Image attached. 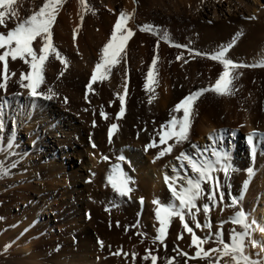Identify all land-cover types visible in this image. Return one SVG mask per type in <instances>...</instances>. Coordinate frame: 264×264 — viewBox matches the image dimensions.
Wrapping results in <instances>:
<instances>
[{
	"label": "bare ground",
	"instance_id": "bare-ground-1",
	"mask_svg": "<svg viewBox=\"0 0 264 264\" xmlns=\"http://www.w3.org/2000/svg\"><path fill=\"white\" fill-rule=\"evenodd\" d=\"M45 2L46 0H14L11 10L5 17V25L0 26V33L6 34L15 27L16 23L28 18L34 12H38L37 3L44 5ZM162 3L165 14H158L151 7L147 13L154 20L153 22L163 25L170 32L181 28V24L186 22L189 16H196V20L203 23L200 28L205 31L202 38L205 44L223 40L226 35L236 32L243 26L248 35L232 51L234 56L246 55L251 51L259 50L261 52L264 48V38L258 27L264 28V0H172L168 4L162 0ZM103 4L104 8L98 9L97 18L85 16V10L80 0H72L66 6L59 7V20L52 27L53 43L67 58L68 67L65 69L59 61L50 57L45 65V84L40 89L46 92L48 88H52L57 93L55 98L32 100L26 89L21 92L14 90L0 94V113H2L0 119L3 120V128L0 129V169L8 172L6 175H0V203L3 204L1 212L4 218L2 222L0 220V264H96L95 260H99L98 258L102 255L98 251L100 249L98 241L95 240L93 243L89 237L85 239L82 237V235L88 236L91 229H97L94 225L96 224L95 218L92 221L89 220V212L92 208H97H95L93 200L101 198V194H90V188L85 181L90 177L88 157L91 154L90 146L95 140L92 134L93 121H95L97 130L104 133L108 121L100 115L103 112L102 108L109 109L113 104L114 110L117 111L120 102L118 99L112 102L111 89L104 86L105 82L93 86L94 90L98 91L94 98L93 93L86 95V85L96 63L100 61L102 49L109 41L113 26L121 11L131 15L128 27L132 29L134 35L130 38L131 43L127 47L133 54L132 69L134 72L131 71L133 79L136 80L139 73L144 72L147 75L148 71L152 70L155 73L153 87L157 95L161 92L159 88L162 86L174 87L183 84V81L178 80V65L175 62L170 71L165 70L167 59L165 60L166 47L164 45L167 44L161 43L159 48L151 49L149 32L140 29L138 21L140 13L145 10V7L139 6L137 0H103ZM237 12L243 14L245 19H239L240 16H237ZM252 14H258L257 29L252 27V18H254ZM81 15H83V22L80 19ZM193 19L189 24L194 22ZM205 22H208V25ZM141 25L148 26L150 22L143 20ZM74 33L75 39H73ZM164 33L163 29L158 30L155 35L156 40L161 42L164 39ZM140 39L142 42H139ZM40 43L41 39L37 37L33 42L34 49ZM173 49L175 50V48ZM3 51L0 49V53ZM260 54L263 55L258 60H264V51ZM154 58L157 60L155 72L152 68ZM179 64L181 63L179 62ZM250 64L254 63L250 62ZM0 67H3L2 63H0ZM61 72L63 75H60ZM19 77L20 73L17 74L15 80ZM65 98H67V103L64 102ZM168 98L164 95L157 101L156 112L163 114L166 104L169 103L167 102ZM203 119L198 126V137L189 145L182 146L174 158L166 156L165 159L153 158L149 163L142 151L136 149L130 152L132 163L136 167L137 178L140 181L142 198L146 202V217L143 221L145 225L158 223L153 200L159 199L164 204L171 202L172 197L164 181V176L167 174L174 177L176 173L173 172V167H176L181 176L184 175L185 169L180 167L177 157L181 152H194V149L191 148L192 144L201 148L207 147L209 151L205 155L210 160L215 159L212 155L214 147L220 152H226L234 174L232 178L225 180L222 171L217 173L219 182L223 186L222 190L225 192V198L220 201L217 194V204L212 207L207 218L202 211L203 204L208 202L207 195L197 201L201 211L197 214L195 222L191 216H185V221L189 225L193 224L192 228L197 236L203 238L211 233V239L202 244L203 251L208 255L204 256L202 253L201 257H196L197 248L191 245V234L183 228L180 220L175 223L172 233L166 232L163 243L157 238L159 224L153 226L156 228L155 233L151 232L152 230L146 225L147 232L153 235V240H149V238L148 240L155 248H153L155 253L148 257L151 264H153L152 256L157 257L155 264H235L231 255L223 254V245L216 242L215 234L222 230L223 240L230 243L233 229L237 232L243 231L241 226L234 225L230 220L239 207H242L245 213L249 207L251 209L249 222L252 220L257 222L256 225H253L255 231H252V239L246 238L245 253L252 259L264 260V251L251 246L249 242L256 240L264 244V232L260 231V228H264V162H261L260 165L257 163L258 157L263 155L261 148L264 147V127L256 129L254 126H250V132L240 136L236 128L222 124L210 125L207 116ZM97 130L95 129V134H97ZM256 131L259 132V136L254 137L256 153L253 157L248 144V136ZM221 135L222 140L214 145L212 138ZM249 168L253 169L252 176L248 174ZM187 174L193 175L190 169L187 170ZM66 178L70 179L72 189L64 187L59 202L54 192L59 190V187L63 188ZM183 183L182 180L178 181V184ZM228 185L231 187L229 188ZM202 187L205 193L210 191L207 183ZM35 192L38 199L25 210L22 217L18 218L14 214V208L26 205L29 202V193ZM229 192L234 196L242 197L237 208L225 207L230 203ZM73 193L81 198L77 210L82 217L73 219L75 230L80 235L81 251L76 254L74 248H69L61 254L53 255L49 261L48 253L52 252L53 248L47 251L40 247L39 235L36 234L35 228L55 227V220L60 215L59 204L69 201ZM97 211H95L96 216ZM100 219L103 222L106 220L105 223H107L106 216H102ZM196 222L201 225L210 222L211 230L208 228L197 229ZM144 232L142 231V234ZM181 234L182 238L178 239L177 237ZM102 236L106 240L107 250H111L110 247L114 246L123 249L126 253L133 254L136 248V244L132 242L128 234L117 231L111 226L109 232L102 230ZM102 236L98 238L102 239ZM68 241L71 240L66 242ZM99 242L101 241L99 240ZM216 248H219L220 251H211ZM107 252L109 253V251Z\"/></svg>",
	"mask_w": 264,
	"mask_h": 264
},
{
	"label": "rangeland",
	"instance_id": "rangeland-1",
	"mask_svg": "<svg viewBox=\"0 0 264 264\" xmlns=\"http://www.w3.org/2000/svg\"><path fill=\"white\" fill-rule=\"evenodd\" d=\"M69 1L71 2L72 0H63L62 6H66ZM164 1H166L167 4L169 1L170 3L172 2V0ZM86 2L88 5V10L85 11V16L97 18L99 13L98 9L104 8L103 0H86ZM37 4V7L39 6L37 11H39V8H41V6L43 7V5L40 3ZM137 4L139 6L145 7V10L140 13V18L138 21L140 23V29H142L143 25L141 24L143 23V20L144 22H150V25L148 26H154L151 31H148V34L150 36V48H159L161 46V43L167 44L164 45L166 47L165 60L167 59L165 61V70L170 71L176 63L178 65L179 72L178 80H180L181 82L183 81V84L175 85L174 87L162 86L159 88L161 91L159 92V95H157L153 85L152 89H154V91L146 90V73H139L138 78L136 80L133 79V54L128 50L129 47L125 49V53L128 52V54H126L127 58L125 54L122 53V59L111 69V75L109 79L104 81V86L111 89V95H113L112 102H115L117 100V93L123 95V85L125 84V81H127L128 94L125 98V115L118 120L116 119V113L118 110H120V103L118 105L119 108L117 111L114 110L115 106H113V104L109 109L105 107L102 108L103 112L107 113L108 115V122H106L107 127L105 126L104 133H100V131L97 130L96 127H94V130L92 132L93 137L95 138V140L93 141L94 143L92 142V145L95 144L96 147H92V145L90 146L91 154L88 157V159L90 160V177L85 181V183L90 188V194H101V198H99L98 200H93L94 206L95 208H97H92L89 212V220L92 221L95 218L96 224L94 225L97 229H91L88 236L82 235V237L84 239L89 237L90 241H92L93 243L95 240L98 241L99 247L101 249H98V251L102 255L98 258L99 260H95L96 264H151L150 261L148 259H144V257H150L151 255H153V253H155L153 244L149 242V240H153V235L152 233L147 232L145 226L148 225L150 230H152L151 232L155 233L156 228H154L153 226L154 224L158 226L159 223H154L153 225L148 223L145 225L143 223V221L145 220L144 217H146V202L143 199V205L140 204L142 191L140 187V181L136 175V167L134 166V163H132L130 152H133L136 149L137 151H142L146 155L149 163L152 162L153 158L165 159V156L167 158H174V156L178 154L182 146L189 145V143L193 142L198 137V126L204 120L203 118L205 116L209 118L207 120H210V125L217 126L218 124H222L227 125L230 128H236L237 133L240 136H244V134L249 133L250 126H254L256 129H261L262 127H264V67H252L250 64V62L254 64L264 62V60H258V58H261V55H263L260 53L264 51V48L261 52H259V50L257 51L258 53L256 51H251L246 55L243 54L244 56H234V52H232L236 49L238 44L247 37L248 32L245 31L246 28L242 26L236 32L229 33V35H226L223 40L221 39L222 41L220 40L221 42L216 41V43L210 42L205 44L202 39L205 31H202L200 28L201 26H203V23L196 20V16H189V18L186 19L187 21L181 24V28L179 27V32L178 30H173V32H170L169 30L165 29L163 25L157 22H153L154 20L147 13V10L151 7L156 13L162 15L165 14V8L163 7L162 0H137ZM242 15L241 13L237 12V16H240L239 19L241 18V20L245 19L244 15ZM252 16L254 17L252 18V27H254V29H257V26L259 24V21L257 19L258 14H252ZM192 18H194V22L189 24V22L192 21ZM58 20L59 15L57 14L55 22H57ZM205 23L208 25V22ZM258 27L261 31V36L264 38V28L260 26ZM162 29L163 32L165 31V36L164 39H162L160 42L156 40L155 35L157 34L158 30L160 31ZM139 42H142V40L140 39ZM231 42L232 44H230ZM130 43L131 42L129 40L128 44L130 45ZM175 45H180L181 47H176ZM229 45L231 46L228 48L227 58L231 59L236 64L248 65L247 67H239L235 69L233 73L235 77L233 81L235 89L234 94L231 96H220L213 92H205L193 106L191 114L192 124L189 133V139L179 144H177L175 140H169L167 144H160L159 135H157V132L161 130V126L164 125L171 118V116L175 115L177 117H182L183 115L182 112L176 113L174 111L175 105L191 92H194L200 88H207L209 87V85L214 84L216 79H218L219 75L223 71V66L218 61L211 60L204 55L193 56L192 52L212 54L218 49L224 48L225 46ZM173 48H175V50ZM181 55H183L184 59H177V57ZM129 56L131 57V59ZM179 62L181 64H179ZM20 63L21 62L19 59H17L16 61H12L11 58H9V79L7 90L4 91L3 89H0V94L13 92L14 90L16 92H21V90L24 89L20 87L19 79L15 80L18 73L21 74V72L27 69V65ZM193 65H195V67H193ZM166 67L169 69H167ZM155 68L154 72L156 70ZM2 72L3 67H0V79H2ZM13 72H16L15 76L11 75V73ZM95 91L92 94L93 98L94 96H97L96 94L98 91ZM164 95L165 97H169L167 101L169 103L166 104L167 106L162 114V112H156L155 107L157 101L160 98L162 99ZM113 123H116L118 125V131H116V133L113 135L112 142L109 143L108 131L111 124ZM95 129L97 130L96 133L98 135L95 134ZM256 133L259 132L256 131ZM256 136H259V134ZM154 139L157 146L148 148L146 150V145L150 144ZM169 145L172 146V152L166 153L164 156H159V153L162 150L166 149ZM261 150L263 152V155L261 157H258L257 159V163H259V165L261 164V162H264V147L261 148ZM121 155L125 157V160L121 161L118 159V157ZM104 157H107L108 159L105 160ZM117 164H119L123 171L127 173L128 176H130L133 180V183L130 185V187L133 188V191L130 193L131 199H129L128 197H119L107 181V177L110 174L113 166ZM233 175L234 174L231 171L229 174V179L232 178ZM65 182L66 183L65 185H63V188L59 187V190L54 192V195L59 202L62 198L61 193L64 190V187L72 189L70 179L66 178ZM228 183H230V180H228ZM37 196L38 195L36 194V192L33 194L29 193V202H27L26 205H19L15 207L14 214L18 216V218L22 217L25 210L36 202V200L38 199ZM80 199V196L73 193L69 201H67L66 203L63 201L59 204L58 210L60 212V215L59 218L55 220V227H43L40 229L35 228L36 234L39 235L40 247H43L47 251L53 248V251H50L48 253L49 261H51L53 255L61 254L63 251L69 248H74V252L76 254L80 253V235L76 232V226L73 223L76 218L80 219L82 217V215L77 210L80 206ZM2 209L3 204L0 203L1 222L4 219L1 212ZM96 210H98L96 213L97 216L95 215ZM250 211L251 209L248 207L246 209V213L248 214L249 219L251 218ZM102 216L107 217L108 224L105 223L106 220L104 222L101 221L100 218ZM178 220L179 217L172 218L167 229L168 233H172L173 228L175 227V223ZM192 225L193 224L191 223L189 226L193 227ZM110 226L117 231L124 232L129 235L132 242L136 244V248L133 254L126 253L123 249L114 246L110 247L111 250L106 249L107 243L102 236V230H104L105 232H109ZM142 231H145V234H142ZM101 236L102 239L98 238ZM69 239L71 241L66 242ZM250 239H252V236L250 237ZM99 240L103 242L102 247ZM107 251H109V253ZM120 255L122 258L120 257Z\"/></svg>",
	"mask_w": 264,
	"mask_h": 264
},
{
	"label": "snow or ice",
	"instance_id": "snow-or-ice-1",
	"mask_svg": "<svg viewBox=\"0 0 264 264\" xmlns=\"http://www.w3.org/2000/svg\"><path fill=\"white\" fill-rule=\"evenodd\" d=\"M14 0H0V26L5 25V17L11 10ZM80 3L85 11L88 10V5L86 0H80ZM63 0H46L43 7L39 9L38 12H34L28 18L16 23L15 27L10 29L6 34L0 33V49L4 50L0 53V63L3 65L2 79H0V89L4 91L7 90V84L9 79V58L12 61L19 59L24 65H27V69L21 72L19 77V84L21 88L27 90V94L32 100L44 99L52 100L57 96V93L53 91L52 88H48L46 92L40 89L45 84V65L49 61L50 57H54L59 61L64 68L68 67V60L64 57L61 52L53 43V31L52 27L56 21L59 7L62 6ZM111 11V9H110ZM13 15L15 13L13 12ZM131 15L121 11L119 17L116 20L111 37L109 41L104 45L100 57V61L96 63L95 68L90 76L89 82L86 85V95L88 93H94V85L97 83H103L105 80L109 79L111 75V69L120 62L121 54L125 53L128 41L134 35L131 28L128 27V21ZM81 22H83V15L80 17ZM154 26H142L143 31H151ZM78 31V30H77ZM39 37L41 39L40 45L34 49L33 42ZM75 39V33L73 36ZM176 47H181L180 45H175ZM218 49L212 54L192 52L193 56H207V58L218 61L223 66V71L216 79L214 84L209 85L207 88H200L189 95L184 97L179 103L175 105L174 111L176 113L182 112V117L171 116V118L161 126V130L157 132L159 135L160 144H167L169 140H175L177 144L187 141L189 139V133L191 129V114L195 102L205 93L213 92L220 96H231L234 94V71L239 67H247L248 65H239L234 63L231 59L227 58L228 48ZM177 59L183 60V55L177 57ZM156 58L152 61V68L156 66ZM186 62V61H185ZM252 67H264V62L259 64H253ZM15 76L16 73H11ZM63 75V72L60 73ZM154 83V73L149 70L147 73V81L145 84L146 90H152V85ZM128 94L127 81L123 85V95L117 93V99L120 102V110L116 115V119H120L125 115V98ZM67 103V98L64 100ZM90 102V101H89ZM100 115L104 119H108V115L105 112H101ZM2 116V113H0ZM93 126L95 127V121H93ZM3 128V120L0 119V129ZM118 131V125L116 123L111 124L108 131V141L112 142L113 135ZM255 133L248 136V144L251 147V152L253 157L256 153V147L254 144ZM222 135L219 137H213V143L218 144L222 140ZM155 139L148 145H146V150L148 148L156 147ZM92 147H96L95 144ZM191 148L194 149L192 153L181 152L177 157L180 161V167L185 169V173L181 176L180 172L173 167V172L176 173L174 177H170L167 174L164 176V181L168 186L169 192L171 194L172 200L170 203H161L159 199L153 200L152 203L156 206L155 217L159 223L158 229V239L163 243V238L166 235L168 226L173 217H179V220L183 224V228L191 234V245L197 248L196 257H201L202 253L207 256L208 253L203 251L202 244L206 243L211 239V233L203 238L196 235L195 231L189 224L185 221V216H191V219L195 222L196 216L201 211V207L198 206L197 201L201 200L205 195H207L208 202L204 203L202 206V211L206 218L212 211V207L217 204V194L219 195V200L223 201L225 198V192L222 190V185L219 182V176L217 173L223 172L225 180L229 178L230 171H232V166L229 162V158L226 152H220L215 147L212 149V155L215 157L214 160L206 158V153L209 151L207 147L201 148L196 144H192ZM172 152V146L169 145L166 149L159 153V156H164L166 153ZM104 159H108L104 157ZM119 160H125L123 155L118 157ZM185 161L187 164L185 165ZM190 169L193 175L189 176L187 170ZM8 174L7 171L0 169V175ZM249 176H252L253 169H248ZM184 181L183 184H178V181ZM108 183L111 185L115 193L121 197H128L131 199L130 193L133 188L130 185L133 180L127 173L123 171L119 164L114 165L110 174L107 177ZM207 183L209 185L210 191L205 193L203 184ZM230 188L231 186L228 185ZM230 198V203L226 204L225 207L237 208L240 205L242 197L234 196L231 192L228 193ZM178 201V204H177ZM143 198L140 199V204L143 205ZM195 210V211H193ZM234 225H239L243 228L242 232H237L235 229L232 230L230 237V243L223 240V232L218 231L216 235V242L223 245V254L231 255L235 264H264V260L252 259L249 255L245 253V241L246 238H250L252 231H255L253 225L257 222L252 220L249 222L248 214L245 213L242 207H239L235 212V215L230 218ZM223 223V222H222ZM195 227L203 230V228H208L211 230V223L206 222L204 225L196 222ZM257 227H259L257 225ZM251 230V231H250ZM261 232H264V228H260ZM182 238V234L177 237ZM251 246L258 247L264 251V244L257 242L256 240L249 241ZM101 247L103 242H100ZM213 252H219L220 249H211ZM185 255H187L185 253ZM259 256V253H257ZM144 259H148L145 256ZM157 257L152 256L153 264H155Z\"/></svg>",
	"mask_w": 264,
	"mask_h": 264
}]
</instances>
